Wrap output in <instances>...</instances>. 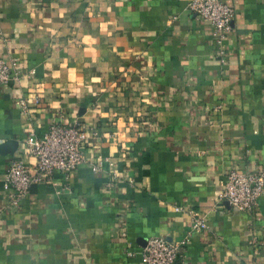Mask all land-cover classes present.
<instances>
[{
  "label": "crops",
  "instance_id": "0c3cea01",
  "mask_svg": "<svg viewBox=\"0 0 264 264\" xmlns=\"http://www.w3.org/2000/svg\"><path fill=\"white\" fill-rule=\"evenodd\" d=\"M189 1L0 0L16 74L0 145L17 144L0 154V264H142L150 238L186 237L176 264H264V193L251 213L219 201L229 172L264 171V0H220L234 10L224 62ZM53 124L84 127L85 163L14 206L6 169L33 165L25 140Z\"/></svg>",
  "mask_w": 264,
  "mask_h": 264
},
{
  "label": "built area",
  "instance_id": "2783aa9c",
  "mask_svg": "<svg viewBox=\"0 0 264 264\" xmlns=\"http://www.w3.org/2000/svg\"><path fill=\"white\" fill-rule=\"evenodd\" d=\"M187 11L212 26V36L217 47L216 57L224 62L223 41L231 31L234 10L220 0H190ZM10 67L0 59V86H8L16 79L13 64ZM39 103L35 98L32 104ZM24 116L29 115L30 105L24 98L16 102ZM219 108V107H218ZM92 137L98 132L92 131ZM88 134L79 124L66 126L51 125L41 137L34 135L25 140L27 154L34 163L27 166L22 161H10L3 178V187L11 193L9 200L14 206L26 197L32 186L51 184L52 176L59 172L65 177L73 170L85 163L83 144ZM93 172H99V163L91 164ZM264 193V171L229 172L221 183L219 201L226 203L231 209L251 213L257 206L258 199ZM175 211L181 210L176 208ZM191 213V212H190ZM191 230L202 231L206 224L196 214H190ZM188 237L175 242H168L164 238H150L141 253L142 264H176L178 256L184 251ZM127 253V257H132Z\"/></svg>",
  "mask_w": 264,
  "mask_h": 264
},
{
  "label": "water",
  "instance_id": "95a60500",
  "mask_svg": "<svg viewBox=\"0 0 264 264\" xmlns=\"http://www.w3.org/2000/svg\"><path fill=\"white\" fill-rule=\"evenodd\" d=\"M17 148L16 142L13 141H7L6 143L0 145V154L5 155V154H10L12 155Z\"/></svg>",
  "mask_w": 264,
  "mask_h": 264
}]
</instances>
